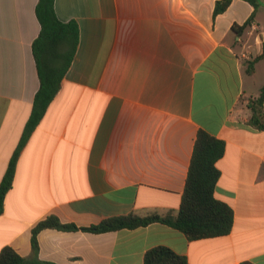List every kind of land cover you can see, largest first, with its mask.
<instances>
[{
    "label": "crops",
    "instance_id": "0c3cea01",
    "mask_svg": "<svg viewBox=\"0 0 264 264\" xmlns=\"http://www.w3.org/2000/svg\"><path fill=\"white\" fill-rule=\"evenodd\" d=\"M55 0L79 40L59 93L22 151L0 215V253L27 264H144L164 246L190 264H264V130L249 124L264 88V0ZM39 0H0V184L40 87L32 46ZM242 30L241 27L250 20ZM264 110V102H263ZM200 130L226 145L218 200L230 234L189 240L161 223L106 233L120 216L178 212Z\"/></svg>",
    "mask_w": 264,
    "mask_h": 264
},
{
    "label": "trees",
    "instance_id": "16d2710c",
    "mask_svg": "<svg viewBox=\"0 0 264 264\" xmlns=\"http://www.w3.org/2000/svg\"><path fill=\"white\" fill-rule=\"evenodd\" d=\"M233 0H221L216 3L214 15L226 12ZM257 9V0H248ZM55 0H39L36 15L41 30L34 41L32 52L36 62L40 81L35 96L31 116L24 129L21 141L14 152L8 169L0 184V215L4 213L5 200L13 187L19 157L30 137L44 118L50 104L59 93L62 81L74 59L79 29L75 22H62L58 19ZM254 15L242 28L244 30ZM260 58L248 63L247 72L252 73L254 65ZM264 88L258 98L250 101L252 117L249 124L264 130ZM226 150L222 140L215 138L204 130H200L194 146L192 160L186 180L181 207L178 212L169 211L164 214L151 213L146 216L131 214L107 219L89 228H79L74 224H63L57 217L51 216L41 221L32 231V247L37 254L38 234L45 229L63 231L83 230L93 233H106L122 229H137L154 223H161L182 232L189 240H201L226 236L234 225V211L225 202L215 196V188L220 179L217 162ZM0 264H27L12 247L4 248L0 253ZM144 264H190L186 256L179 255L170 248L159 246L148 250ZM240 264H253L242 262Z\"/></svg>",
    "mask_w": 264,
    "mask_h": 264
}]
</instances>
